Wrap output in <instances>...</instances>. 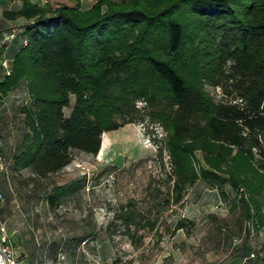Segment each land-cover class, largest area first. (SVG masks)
Here are the masks:
<instances>
[{"label":"trees","instance_id":"1","mask_svg":"<svg viewBox=\"0 0 264 264\" xmlns=\"http://www.w3.org/2000/svg\"><path fill=\"white\" fill-rule=\"evenodd\" d=\"M2 15L29 20L27 42L0 80V94L25 81L30 98L20 107L25 130L15 169L46 176L67 166L73 149L98 153L105 131L134 121L114 115L143 97L151 105L167 102L153 115L168 131L176 202L198 177L196 148L210 167L229 173L202 168L222 195L226 181L255 194L264 188V0H97L85 11L23 0ZM204 80L221 84L226 98L214 103ZM72 94L76 103L66 116ZM239 97L243 104L234 102ZM244 207L256 225L264 224L260 205Z\"/></svg>","mask_w":264,"mask_h":264},{"label":"rangeland","instance_id":"2","mask_svg":"<svg viewBox=\"0 0 264 264\" xmlns=\"http://www.w3.org/2000/svg\"><path fill=\"white\" fill-rule=\"evenodd\" d=\"M96 2L38 1L46 8L68 4L83 11ZM102 9L106 11L107 6ZM223 36L220 33L218 39ZM229 65L230 62L225 67L228 69ZM203 85L214 103L221 102V84L204 80ZM29 102L25 81L17 83L7 94H0L5 165L0 170V192L5 196L0 217L22 264L222 263L232 258L235 245L240 242V238L232 237L228 249L216 247L224 215L236 218L241 214L248 230L250 217H245L244 204L248 203L250 208L257 203L264 212V188L255 194L243 184L233 186L226 181L225 196L220 193L218 185L202 174V168L226 177L229 173L210 167L202 148L193 151L198 177L184 186L180 202L174 200L177 175L166 144L168 131L153 115L157 107H166L165 99L151 105L139 97L134 99L131 111L116 113L114 119L118 122L134 118L129 122L132 126L113 129L118 140L107 147L103 133L104 142L98 153L73 149L71 162L46 176L37 175L29 167L15 169L14 157L21 149L25 130L20 107ZM75 103L76 96L72 94L70 106L64 108L65 115L71 114ZM229 157V162L237 157L236 148ZM227 166L223 162L222 167ZM57 187L63 192L59 193ZM126 212L133 215V220L128 222L122 216ZM193 213L199 219L185 218L193 217ZM203 213L211 215L205 217ZM181 218L186 219V226L178 230L176 224ZM262 228L258 226L259 233ZM210 254L216 255L215 259H210ZM258 259L261 261V255Z\"/></svg>","mask_w":264,"mask_h":264},{"label":"crops","instance_id":"3","mask_svg":"<svg viewBox=\"0 0 264 264\" xmlns=\"http://www.w3.org/2000/svg\"><path fill=\"white\" fill-rule=\"evenodd\" d=\"M32 1L38 2L39 0ZM22 5L23 0H0V80H2L6 74L10 73L7 72V70L1 65V60L4 57H7L10 60V67L12 68L15 55L27 42L25 36L23 35V29L24 25L29 22L25 16H20L16 19H7L3 17L2 12L5 9H20ZM14 29H17V33L14 32ZM13 33L14 35L12 36ZM126 125L132 126L130 123H127L117 129L123 128ZM112 131L113 130H108L104 132V139L105 137L107 138V141H105V143H107L105 147L109 146L111 143L114 144L115 141L118 140V137H116ZM210 215L211 213H203V216L205 217ZM224 216L226 217L223 219L224 223L221 224L222 227L219 230L220 238L216 247H220L224 250L228 249L230 247L232 237H238V239L240 238V242L235 245L232 258L227 259L222 263L214 261L211 264H264V229L262 228L260 233L259 229H257L258 226H264V224L256 225L254 223L256 229L255 232H252L249 228L248 230L244 228L242 220L244 216L242 217L241 214L236 218L230 217L229 214ZM246 216L247 214L245 217ZM185 218L187 220H195L199 219V216L197 213H193V217ZM231 219L233 220V223L230 225L229 220ZM234 220L236 221L234 222ZM256 242H258V244ZM260 255L261 261L258 259V256ZM215 256L216 255L213 256L211 254L208 255L210 259H215Z\"/></svg>","mask_w":264,"mask_h":264},{"label":"built area","instance_id":"4","mask_svg":"<svg viewBox=\"0 0 264 264\" xmlns=\"http://www.w3.org/2000/svg\"><path fill=\"white\" fill-rule=\"evenodd\" d=\"M46 2H48V0H41L42 4H45ZM14 32L17 33V29H14ZM14 35V33L12 34V36ZM1 65L7 70V72L11 71V67H10V60L7 57H4L1 60ZM223 98H226V96L223 94ZM234 102H238L243 104L244 103V99L242 97H239L237 99H234ZM3 168H5L4 165V159H3V153H2V141H1V137H0V170H2ZM243 188H240V194L242 193ZM5 196L2 192H0V205L1 203L4 201ZM247 225L248 228L254 232V221L252 218H250L247 221ZM0 233H1V237H0V264H22V260H20V258L18 257V255H16L15 251H14V247L12 244V239L10 237V235H8L6 227L4 222L1 220L0 217Z\"/></svg>","mask_w":264,"mask_h":264}]
</instances>
